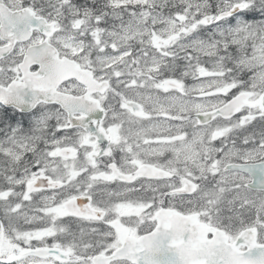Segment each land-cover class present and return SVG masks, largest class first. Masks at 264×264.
Returning <instances> with one entry per match:
<instances>
[{
	"label": "snow or ice",
	"instance_id": "obj_1",
	"mask_svg": "<svg viewBox=\"0 0 264 264\" xmlns=\"http://www.w3.org/2000/svg\"><path fill=\"white\" fill-rule=\"evenodd\" d=\"M0 264H264V0H0Z\"/></svg>",
	"mask_w": 264,
	"mask_h": 264
}]
</instances>
